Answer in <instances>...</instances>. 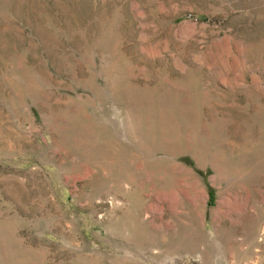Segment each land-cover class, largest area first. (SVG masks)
Here are the masks:
<instances>
[{"label": "rangeland", "instance_id": "rangeland-1", "mask_svg": "<svg viewBox=\"0 0 264 264\" xmlns=\"http://www.w3.org/2000/svg\"><path fill=\"white\" fill-rule=\"evenodd\" d=\"M0 264H264V0H0Z\"/></svg>", "mask_w": 264, "mask_h": 264}]
</instances>
